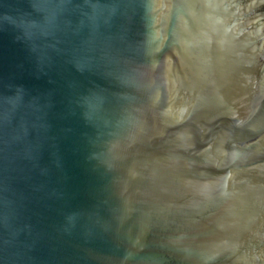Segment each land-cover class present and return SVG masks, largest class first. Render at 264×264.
I'll return each instance as SVG.
<instances>
[{"label":"water","instance_id":"obj_1","mask_svg":"<svg viewBox=\"0 0 264 264\" xmlns=\"http://www.w3.org/2000/svg\"><path fill=\"white\" fill-rule=\"evenodd\" d=\"M0 264H264V0H0Z\"/></svg>","mask_w":264,"mask_h":264}]
</instances>
